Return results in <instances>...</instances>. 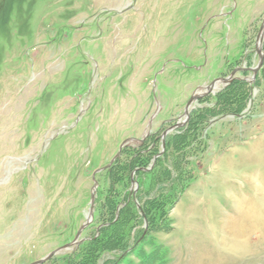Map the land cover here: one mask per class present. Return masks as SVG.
Segmentation results:
<instances>
[{
	"label": "rangeland",
	"instance_id": "1",
	"mask_svg": "<svg viewBox=\"0 0 264 264\" xmlns=\"http://www.w3.org/2000/svg\"><path fill=\"white\" fill-rule=\"evenodd\" d=\"M261 28L264 0H0V264L72 242L93 173L125 140L94 177L79 244L114 225L127 196L140 207V181L143 195L163 182L177 199L162 200L165 226L147 231L143 219L130 231L142 241L122 255L126 232L111 227L115 245H99L96 264H264V71H249L259 48L263 63ZM235 69L246 105L236 108L243 84L218 99L219 83L189 109L204 120L192 142L178 137V153L155 164L189 98ZM152 144L156 156L138 157ZM79 244L44 264H67ZM161 249L163 262L147 259Z\"/></svg>",
	"mask_w": 264,
	"mask_h": 264
},
{
	"label": "trees",
	"instance_id": "2",
	"mask_svg": "<svg viewBox=\"0 0 264 264\" xmlns=\"http://www.w3.org/2000/svg\"><path fill=\"white\" fill-rule=\"evenodd\" d=\"M263 53H264V43H263V47H262ZM264 71V58H263V63H262V68L259 70V72L257 73L258 75L262 74ZM257 75V76H258ZM257 78V77H256ZM243 84L244 88H245V92L244 93H240V95L238 96V103H237V107L236 108H243L246 105V100L249 96V88H246L245 84L243 82L237 81L236 79L232 80L227 86L226 88L219 93L217 96V98H221L222 95H224V93H228L231 89H238V87ZM234 89V90H235ZM229 115H233L235 117H238V112H231L229 113ZM203 116V114H197L196 116L191 114L189 115V119L188 122L186 123V125L184 127H181L176 133H172V136L170 137H166L165 140L163 141V153L164 154H160V156H158L155 164L161 160L164 156H166L169 152H173L174 151L176 153H178V150H176V148L174 146H176V139L178 137L184 136V139H186V141L192 142L193 136L195 135V132H197L200 129V126L202 125L203 118L201 117ZM195 117L196 119H198L200 117V119L197 121L194 120ZM190 139V141H189ZM142 153L138 154V157H144L146 156V158L150 157V156H156L158 154V149L154 147V145L152 144V146H150V149L145 148L141 151ZM147 160V159H146ZM175 167H177L175 165ZM112 168V167H111ZM142 170H138L137 174L142 177V175L145 174H152L151 170L148 172L143 171L146 166L144 167H139ZM177 169V168H176ZM153 170V169H152ZM170 171V170H169ZM151 172V173H150ZM167 171L164 172H159L158 173V177L159 178H164L167 177L165 175H163V173H166ZM181 171H179L180 173ZM168 173V172H167ZM178 173V174H179ZM169 177V176H168ZM168 183H174V178L170 175V178H168ZM138 192L136 195V200L138 201V204L140 205V207L137 209L135 206V203L133 202L132 199H126V205L123 207L118 219L116 220V222L114 223V225L116 224V226H120L122 231L126 232V235L123 236V234H121L120 238H122V247L125 249L119 250L116 249L117 251L122 252V254H124L127 250L132 249L134 247V245L139 242L142 241L141 240V236H142V231H139V235H135L134 238H130V231L133 228H136L137 226L140 225V223H142V220L145 219L146 223H147V231H150L151 229L155 228V227H159L160 226H165L166 225V220L164 219V211L160 209L163 208L164 206L166 207L167 205L164 204V202H162L163 199H165V203L166 201L168 202L169 206L170 204L173 203L174 200H176L177 198H173V200L171 198H168V200L166 199V196H162V187L158 186V188L156 187L157 185H161L163 184V182H159L160 184L155 183L154 187H156L154 189L151 188V186L149 185L147 190L145 188V194H142V187H143V181L138 182ZM150 192L154 193V194H158V196H154L151 197ZM142 197H144L145 199L142 201ZM169 208V207H168ZM114 225H111V227H114ZM110 228H104L103 230L99 231V234L97 237H94L90 242H83L81 244H79L76 252H74L71 256H69L68 258L65 259V262H67V264H96V261L101 257V254L105 251H108L107 249L101 248L99 245H107L110 248L114 247L115 243L111 242L112 238L114 237V231H111ZM124 232V233H125ZM84 243L86 244V249L90 248L92 254H86L85 250H82V253H78L79 250H81L82 245H84ZM111 251V250H110ZM78 253V255H77ZM152 255H156L157 258L161 259V261L164 259L165 256V251L163 249L159 250L158 253H155L154 251L147 255V259H153ZM74 257H77L79 259V261L77 260H73L75 259ZM116 262V261H115ZM163 262V261H162ZM114 264V262H108L107 264Z\"/></svg>",
	"mask_w": 264,
	"mask_h": 264
},
{
	"label": "water",
	"instance_id": "3",
	"mask_svg": "<svg viewBox=\"0 0 264 264\" xmlns=\"http://www.w3.org/2000/svg\"><path fill=\"white\" fill-rule=\"evenodd\" d=\"M264 40V29L261 28V32L258 36V44L261 45L262 41ZM257 55H258V59L259 62L257 64V66L254 69H249V71H251L254 75H256V73L259 71V69L262 67V53H261V48L257 49L256 51ZM242 71V69H235L233 70L228 78H222V79H217L212 81L208 86L203 88V93L202 94H198V93H194L188 100L185 108H184V121L182 123H176L173 127H171L168 131L180 128L185 122H187L188 117H189V109L191 107V105L198 101L200 98L205 97L209 94H211L213 92V90L216 88V85H218L219 83H222L223 85H228L233 79L234 76L236 75V73ZM168 131L163 132L162 134V138H164L166 136V134L168 133ZM147 136V135H146ZM145 138V137H144ZM143 138V139H144ZM143 139L139 141V143L143 142ZM129 141L132 140H125L124 142H122V144L120 145V148L118 150V152L116 153V155L114 156V158L110 161V163L101 169L96 170L93 173L92 176V181H93V187L91 189V194H90V202H89V210L88 213L86 215V221L85 223L78 229L74 239L72 242H70L69 244L64 245L63 247L54 250L53 252L49 253L47 256H45L43 259L38 260L36 262H33L32 264H44L45 262L51 260L56 254H58L61 250H69L72 247L77 246L80 243V235L82 233V231L90 224V222L92 221V216H93V207H94V199H95V190H96V181L94 179L95 175L106 170L109 169L112 165V163L114 162V160L116 158L119 157L120 155V151L121 148ZM135 183V182H133Z\"/></svg>",
	"mask_w": 264,
	"mask_h": 264
},
{
	"label": "flooded vegetation",
	"instance_id": "4",
	"mask_svg": "<svg viewBox=\"0 0 264 264\" xmlns=\"http://www.w3.org/2000/svg\"><path fill=\"white\" fill-rule=\"evenodd\" d=\"M178 129V128H177ZM173 131V130H172ZM169 133V132H168ZM168 133L166 134V136L164 137V138H162V136H161V138L160 139H158L159 141H160V147H162V148H164V145H163V141L165 140V138L168 136Z\"/></svg>",
	"mask_w": 264,
	"mask_h": 264
},
{
	"label": "bare ground",
	"instance_id": "5",
	"mask_svg": "<svg viewBox=\"0 0 264 264\" xmlns=\"http://www.w3.org/2000/svg\"><path fill=\"white\" fill-rule=\"evenodd\" d=\"M219 85H220V84H219ZM217 87H218V86H216V88H217ZM256 188H257V187H256ZM258 191H259V189H258ZM256 193H258V192H256ZM243 217H245V214L242 216V218H243ZM247 217H250V216H248V214H247ZM242 218H241V219H242ZM250 218H251V217H250Z\"/></svg>",
	"mask_w": 264,
	"mask_h": 264
}]
</instances>
